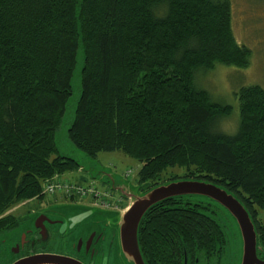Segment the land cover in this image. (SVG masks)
Instances as JSON below:
<instances>
[{
	"label": "trees",
	"instance_id": "16d2710c",
	"mask_svg": "<svg viewBox=\"0 0 264 264\" xmlns=\"http://www.w3.org/2000/svg\"><path fill=\"white\" fill-rule=\"evenodd\" d=\"M231 21L230 0H0V235L24 222L10 209L43 199L45 182L77 170L57 155L54 134L81 43V98L68 133L75 147L133 159L140 192L178 179L224 188L252 216L264 255V90H239V125L227 135L218 124L231 107L195 85L216 65L248 67ZM173 168L183 175L161 177ZM200 208L177 199L149 211L142 253L156 249L148 231L186 241L192 227H233L221 210Z\"/></svg>",
	"mask_w": 264,
	"mask_h": 264
},
{
	"label": "rangeland",
	"instance_id": "374dc122",
	"mask_svg": "<svg viewBox=\"0 0 264 264\" xmlns=\"http://www.w3.org/2000/svg\"><path fill=\"white\" fill-rule=\"evenodd\" d=\"M230 2L234 39L239 46L250 51L249 65L245 69L216 65L212 72L201 73L195 77L196 87L207 92L213 103L231 107L230 116L222 119L218 124V130L227 135L235 134L239 125V108L236 98L239 90L248 86H258L264 90V0H230ZM82 65L83 57L80 52L71 78L72 92L55 134L57 155L76 160L81 169L66 173L54 182H60L61 185L81 186L83 189L95 187L98 192L110 195V203H120L119 207H124L129 204V201L120 197L119 193L106 184L101 176L104 174L111 176L116 184H122L137 194L139 192L134 189L143 187L137 183V174L141 165L121 152L100 153L97 157L91 158L76 148L67 136L81 95ZM172 175L181 177L183 172L180 168L168 169L161 177L167 178ZM92 202L91 195L84 199L75 197L71 201L62 192L56 191L53 195L44 196L41 200L34 199L17 205L10 209L7 215L26 218L25 227H30L36 215L47 213L50 219L56 222L53 226L55 232L60 231L54 247L63 250L66 246V234L63 235L62 231H66V227L74 229L75 227H109L108 225L114 227L116 225L115 220H112L108 214L101 213ZM259 219L264 224V214H260ZM1 237L2 235H0V264H4L5 257L10 254L7 249L14 239L10 236L8 239Z\"/></svg>",
	"mask_w": 264,
	"mask_h": 264
},
{
	"label": "flooded vegetation",
	"instance_id": "af4514ba",
	"mask_svg": "<svg viewBox=\"0 0 264 264\" xmlns=\"http://www.w3.org/2000/svg\"><path fill=\"white\" fill-rule=\"evenodd\" d=\"M185 203L196 206L198 209L201 207L200 209L208 210V213L213 215L214 212L219 215L218 211L221 210V217L224 219L223 221L220 218L221 222L229 226L226 213L217 203L210 200L204 202L185 200ZM182 204H184V200H182ZM23 221L22 224L26 225V218H23ZM19 228L21 227L13 230H23L24 240L21 238L22 232L10 236L14 240L7 249L10 254L5 257L4 264H13L19 259L36 254L58 255L71 259L77 264H124L118 250V229L116 227H75L74 229L66 227V231H62L63 235L66 234V246L63 247V250L54 247L56 238L60 235V231L55 232L54 227L46 225L45 230H42L41 227H34L32 223L31 227ZM205 228L199 234L196 227H192V234L188 236V239L186 238V241H183L178 233L173 235L172 231L160 235L148 231L147 235H150L156 249L153 252L142 253L144 263L238 264L241 242L236 227ZM1 242L3 243L4 240ZM258 258L264 262V255L259 254V247ZM156 261L157 263H155Z\"/></svg>",
	"mask_w": 264,
	"mask_h": 264
},
{
	"label": "water",
	"instance_id": "95a60500",
	"mask_svg": "<svg viewBox=\"0 0 264 264\" xmlns=\"http://www.w3.org/2000/svg\"><path fill=\"white\" fill-rule=\"evenodd\" d=\"M80 52L83 57V65L81 67V72H80L81 74L84 66V52L81 43L79 44L77 50L76 61L78 54ZM76 61H75V65H76ZM70 88L72 92L71 84H70ZM77 105H76L73 121L67 131V136L69 140L70 138L68 133L71 130V126L73 125L76 118ZM55 134H54V144L56 148ZM60 158L66 159L68 161H72L77 166V170L81 169L80 165L76 160L63 156H60ZM101 178L105 179L106 184L111 186L115 192H118L120 197H122L123 199H127L129 201V204L124 211L113 212V211H105L98 209L101 213L108 214L112 220H115L116 225H114V227L118 229L117 232L118 250L124 264H145L143 261V257H142L143 255L138 240V231H139L140 223L143 217L158 205L177 199L192 200L194 202H204L206 200H210L214 203H217L219 206L222 207V210H224L228 219L231 221V223L233 222L232 223L233 227H236L239 233L241 247L239 252L238 264H264V262L260 261L258 258V240H257L258 235L252 216L250 215L248 210L244 207L242 202H240L233 194L228 193L224 188L218 187L211 183H207L205 181H199L193 179H178L175 181L165 182L157 186H154L146 192H140L139 189H134L136 190V192H139L136 194L130 191L126 186L122 184H116L114 180L111 178V176H107L104 174L101 176ZM32 223L34 227H41L42 230H45L46 225L53 227L56 224L55 221L50 219L47 213L36 215ZM108 226L111 227L110 225ZM18 227H21L19 229H22L23 227H25V224L24 225L20 224ZM90 227H94V226H90ZM21 232L23 233L21 238L22 240H24L25 233L23 230H18V231L12 230L9 233L3 234L1 238L8 239V237L12 236V234H16V233L20 234ZM13 264H77V263L71 259L58 255L36 254L26 258L19 259L15 261Z\"/></svg>",
	"mask_w": 264,
	"mask_h": 264
},
{
	"label": "built area",
	"instance_id": "2783aa9c",
	"mask_svg": "<svg viewBox=\"0 0 264 264\" xmlns=\"http://www.w3.org/2000/svg\"><path fill=\"white\" fill-rule=\"evenodd\" d=\"M56 191L62 192L67 197H78V198H87L88 195L92 196L93 205L102 209H111L117 210L118 204H112L109 202L110 195L106 193H100L96 190L95 187H88L87 189H83L79 186H69L61 185V183H55L54 181L46 182L43 185V193L46 195H53Z\"/></svg>",
	"mask_w": 264,
	"mask_h": 264
}]
</instances>
